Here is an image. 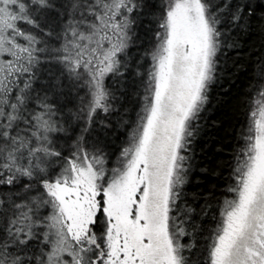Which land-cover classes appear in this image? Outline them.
<instances>
[{"label": "snow or ice", "instance_id": "6c2138e0", "mask_svg": "<svg viewBox=\"0 0 264 264\" xmlns=\"http://www.w3.org/2000/svg\"><path fill=\"white\" fill-rule=\"evenodd\" d=\"M244 33L264 41V0H0V264H264V42L230 62ZM225 76L245 78L216 101V183L191 192Z\"/></svg>", "mask_w": 264, "mask_h": 264}, {"label": "trees", "instance_id": "16d2710c", "mask_svg": "<svg viewBox=\"0 0 264 264\" xmlns=\"http://www.w3.org/2000/svg\"><path fill=\"white\" fill-rule=\"evenodd\" d=\"M252 31L258 33V29L254 28ZM243 35L247 36V39L242 40L240 50H237L235 53H229L230 62L236 59V57H241L242 59L237 60V63L248 64L250 61H254L259 54L258 49L260 43L264 42L262 41V38L258 34L249 36L247 33H244ZM244 78V76H241L239 80L233 82L225 76L213 89L212 95L216 99L213 101L212 111L209 113V123L212 121H220L222 122V127L219 129H213L208 135L202 137L197 145V155L203 162L193 170L191 177L193 187L190 189L191 192H196L199 189L207 188L216 183L215 180L210 178L211 170L209 160L219 159V157L216 156V144L218 141H223L226 144L229 138L227 133L231 130L230 125L227 123L230 119L226 114L228 105L217 103L216 101H227L230 98L234 99L237 92L242 88L241 80ZM113 83L115 84V82ZM116 86L121 87L120 85ZM121 97L122 102H124L123 93H121ZM119 132V129H114L112 133L108 134L114 145L119 144V140L116 139ZM201 149L203 152H201ZM206 169L209 170V175L203 174Z\"/></svg>", "mask_w": 264, "mask_h": 264}]
</instances>
